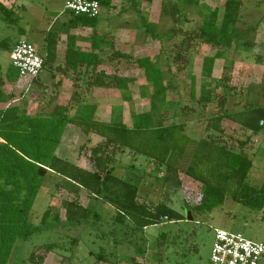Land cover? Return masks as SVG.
Returning <instances> with one entry per match:
<instances>
[{
	"label": "rangeland",
	"instance_id": "374dc122",
	"mask_svg": "<svg viewBox=\"0 0 264 264\" xmlns=\"http://www.w3.org/2000/svg\"><path fill=\"white\" fill-rule=\"evenodd\" d=\"M2 2V0H0ZM198 7L187 6L179 3V0H153L150 4L142 3L140 15L144 16L148 23L152 24L157 34L162 38L161 43L151 40L143 35L141 21L135 10H131L129 2L114 0L116 10L123 14L124 23L113 24L110 19L111 12L108 8H102L99 16L97 30L103 33L106 40L102 47L130 55L133 59L149 57L156 61L163 72L164 81L171 82L172 88L167 92V103L165 105L163 124L179 123L184 125L183 134L192 145L199 139H206L205 126L207 118L212 110L197 104L196 101L205 94H214L215 81H228L222 84L219 90L229 93L230 97L226 105L227 111L234 112L249 106H264V63L256 61V53L264 50V0H239L242 3L240 9V20L236 27L235 38L241 41L250 40L255 43L254 50H247L244 47L232 48L228 52H222L224 59H217L212 70V80L204 81L201 77V63L204 56H213L217 51L204 44L196 43L192 50L186 55L187 66L181 73L177 71V65L173 63V56L177 52L176 45L182 39V34L177 35L174 29L180 28L183 31L196 29L209 10L217 9L221 12L225 0H200ZM8 8H12L14 16L19 17L17 25L9 26L0 19V42L6 40L7 48L0 46V76L7 72L12 76L16 75V69L11 65L10 54L12 47L19 40H26L32 43L42 56L44 48V34L47 31L60 33L59 45L63 48L66 44V36L70 35V28L67 19L70 14L63 10L64 0H5ZM177 7L176 20L167 14L173 7ZM126 8V9H125ZM166 9V12L164 10ZM65 11V12H64ZM117 20V19H116ZM259 32L255 39V28ZM82 38L81 47L89 49L92 40L93 30L78 29ZM65 39V40H64ZM112 45V46H111ZM131 46V47H129ZM162 46V51L160 48ZM60 48V49H61ZM226 53V54H225ZM167 68L170 70L168 71ZM104 72V76L110 77L115 72L122 77H133L134 82L129 85L124 93L130 101H125L124 112L127 125L131 124L129 115L142 113L149 110V98L152 93L151 86L145 81L143 73L134 62L123 59L115 61L111 66H100L93 76H85L84 84L77 86L79 92L73 95L72 83L64 82L61 78V86L54 87V82L47 71L42 70L41 76L44 80L45 89L39 87L35 80L21 81L20 83L7 84L2 89L5 95V102L0 103V110L10 107H17L20 111H26L31 116L47 115L56 104L67 106L70 114L74 113L77 106L83 103L95 102L104 111L96 115V119L108 121L109 107L122 105L121 92L112 88H99L91 86L96 74ZM67 79V78H65ZM109 80V78H107ZM111 79V78H110ZM40 82V78L38 79ZM41 83V82H40ZM43 83H41L43 85ZM218 84V83H217ZM194 90L195 99L191 98L190 91ZM74 96L78 98L74 99ZM213 105H211L212 107ZM194 107V111L191 108ZM116 119H118L116 117ZM224 135L222 140L231 147H236L237 141H244L248 136L252 140L243 148L245 155L251 159L253 166L248 174L249 185L259 188L264 180V134L260 133L255 137L251 133L241 129L237 124L224 120L222 124ZM1 128V127H0ZM65 130V128H64ZM64 134H61V142L56 149L59 157L71 156L80 166L88 167V149L94 145L91 136L85 137L76 128L68 127ZM218 138V137H217ZM194 141V142H193ZM211 154L214 161L218 158V148L224 144H216ZM83 147V148H82ZM214 153V154H213ZM132 157L130 153L122 151L118 158L119 162L114 170L115 176L124 177L127 166H133L125 181L138 183L144 180L139 190L138 201L146 204L149 208L160 202H166L167 206L184 217L182 221L164 222L157 227H149L141 234L143 239L137 240V248L144 250V264H208L210 252L214 241V229L219 228L232 233H242L247 239L253 242H264V210L253 211L236 202L227 193L223 203L210 212L192 210V207L200 202L203 186L187 177L183 172L180 175V188L171 189L165 198V187L158 178L163 177L165 172H154V168L143 155L136 154ZM122 156V157H121ZM134 158V160H133ZM121 159V160H120ZM136 161V162H135ZM184 167V166H183ZM197 173H202L201 167H194ZM147 173V176L145 174ZM149 174V175H148ZM145 176V177H143ZM60 178L56 175H47L40 193L34 201L33 211L37 214L31 218L32 223H38L40 211L44 210L45 200L48 196L50 207L54 213L59 215L60 223L51 227L52 221L44 226L41 232H35L25 242H21L11 251L6 264H32L28 261L29 254L34 250L39 256H44L43 264H116L112 253L119 251L121 247L113 246L114 242L127 243L129 233L125 226L113 223L116 215L109 204L102 201L89 199L85 191L73 192L72 187L64 182L58 186ZM60 183V182H59ZM75 200L82 207L90 205L91 211H96L100 216L97 222H90L86 227L83 225L72 226L65 222V203ZM47 201V202H48ZM43 209V210H42ZM190 213L192 221L187 220V213ZM38 215V216H37ZM106 235L102 237V235ZM163 234L161 242L158 235ZM78 239L77 245L73 246L70 239ZM53 244L55 248L46 253L44 246ZM123 244V245H125ZM128 244V243H127ZM122 245V246H123ZM135 245V246H136ZM134 246V245H133ZM128 247L130 256H138L137 248ZM105 252L107 260H99L96 254ZM112 254V255H110ZM142 255V258H143ZM264 264V262H263Z\"/></svg>",
	"mask_w": 264,
	"mask_h": 264
},
{
	"label": "trees",
	"instance_id": "16d2710c",
	"mask_svg": "<svg viewBox=\"0 0 264 264\" xmlns=\"http://www.w3.org/2000/svg\"><path fill=\"white\" fill-rule=\"evenodd\" d=\"M88 1H97L101 9L112 7V0ZM152 2L153 0H130L129 7L139 15L145 38L161 43L162 38L157 34L155 27L148 23L139 11L141 3ZM179 3L198 7L201 1L179 0ZM241 6L239 0H225L221 12L219 13L217 9L209 10L196 29L190 31L174 29L177 35L182 34V39L176 45L177 52L172 59L179 73L185 70L186 55L196 43L208 45L217 51L213 56L202 58V88L204 81H213L211 76L214 62L217 59H224L223 51L228 52L232 48L240 47L251 51L256 48V43L253 41L247 39L241 41L235 38ZM164 10L166 12L165 8ZM177 10L175 6L167 14L176 20ZM0 19L9 26L17 25L20 21L19 17L14 16L13 9L5 6L1 1ZM98 19L99 17L70 14L67 23L70 29H90L93 30V35L87 51L76 45L73 35H67L62 64L57 63L60 35L58 32L47 31L44 34L41 56L43 70L49 73L52 80L57 76H63L77 83L89 74V77H92V72L100 66H111L121 59L134 62L152 88L149 110L131 115V127L115 121L110 123L96 121L94 116L97 105L93 103L77 106L72 115L67 106L58 104L49 114L42 116H29L26 111H20L17 107L0 110V140L3 141L0 142V264H6L13 247L16 248L19 243L27 241L35 232H41L49 220L52 221L51 227L60 223L59 215L54 213L48 204L51 198L49 196L48 200H45L44 210L42 209V213L40 211L39 222L36 224L31 222V218L37 214L33 211L34 201L42 193V185L47 175L58 176L60 178V183L57 182L58 186H62L61 183L64 182L72 187L73 192L85 191L89 199L112 206L116 213L113 223L127 228L131 238L127 243L133 248L136 245L135 241H142L141 234L146 228L164 222L184 220L183 216L167 206V201L160 202L152 208L139 202L138 183L125 181L123 177L114 175L119 162L118 155L123 150H127L132 157L137 156L136 154L146 157L148 162L154 165L157 178L159 173L165 172L163 177L158 178L165 187L164 199L169 198L171 189L173 191L180 188L179 178L183 172L203 186L200 202L193 206L192 210L210 212L223 203L227 193H231L234 202L250 210L261 211L264 208V180L259 188L247 182L253 163L245 155L243 148L248 145L252 137L248 136L244 141H237L236 147H231L222 140L224 120L237 124L252 136L264 131V106H249L234 112L227 111L226 105L230 95L221 92L219 88L228 81H215L214 94L206 90L205 94L196 101V105L203 104V107L212 110L205 126L208 140L199 139L193 141L192 145L188 144L183 134V124H163L162 114L167 103V92L171 90L172 84L165 83L163 72L157 62L149 57L133 59L130 55L116 51L112 47L104 49L102 44L106 41L105 35L97 30ZM0 46L7 48L6 40H2ZM256 54V61L260 64L264 63V50ZM59 77L54 82L56 88L61 86L62 81ZM38 79L39 76L34 79L35 82L45 89L44 84L42 85ZM18 80V72L14 76L9 72L3 77L0 76V103L5 102L2 88ZM134 81L133 77H122L117 72L106 77L104 72L100 71L89 83L99 88H114L124 94ZM190 94L191 98L195 99L193 89ZM122 99L130 101L126 96ZM191 111H194V107ZM66 125L78 128L87 138L93 135L101 139L88 149L87 168L56 155L55 151L60 145V137ZM216 144H224L218 148L219 156L215 158L218 163L211 154ZM196 166L203 169L202 173L195 171ZM132 168L131 165L128 170ZM91 209L95 210L90 205L82 207L75 200L66 202L64 207L66 224L86 227L91 221L97 222L100 216ZM104 236L106 235L103 234L102 237ZM162 237L163 234L158 235L160 242ZM70 242L75 246L78 239L71 238ZM54 248L55 245L49 244L44 246V251L49 253ZM34 250L29 254L28 261L32 264H43L44 256H39ZM143 252L141 247L136 249L138 256H142ZM96 256L99 260H107L105 252H100ZM130 264L142 263L133 257Z\"/></svg>",
	"mask_w": 264,
	"mask_h": 264
},
{
	"label": "built area",
	"instance_id": "2783aa9c",
	"mask_svg": "<svg viewBox=\"0 0 264 264\" xmlns=\"http://www.w3.org/2000/svg\"><path fill=\"white\" fill-rule=\"evenodd\" d=\"M64 10L73 15L100 16L101 6L97 1L65 0ZM11 65L18 72L20 80L32 81L43 70V59L38 49L26 40L14 44L10 54ZM264 242H253L242 233L214 230V241L208 264H262Z\"/></svg>",
	"mask_w": 264,
	"mask_h": 264
},
{
	"label": "crops",
	"instance_id": "0c3cea01",
	"mask_svg": "<svg viewBox=\"0 0 264 264\" xmlns=\"http://www.w3.org/2000/svg\"><path fill=\"white\" fill-rule=\"evenodd\" d=\"M130 0H122V2H129ZM2 2H5V0H2ZM64 2H65V0H64ZM5 6H7L5 3H3ZM129 6V5H128ZM142 6V3L140 4V7ZM126 9V8H125ZM140 9V8H139ZM63 10H64V3H63ZM110 10V12H111V17H110V19L112 20V23L113 24H120V23H124V25L126 26V23H125V19L124 18H122V15L123 14H125V13H127L128 11H129V9H127L128 11H126L125 10V12L123 13V14H120V12L119 11H117L116 10V7H115V3H114V0H112V7L109 9ZM65 12V11H64ZM117 19V20H116ZM240 20V19H239ZM68 21H69V19H67V23H68ZM239 23V22H238ZM238 26V25H237ZM255 28V27H254ZM262 28H264V27H262ZM78 29H80V28H76V29H70V35H73L74 37H75V40H76V45L79 47V48H81V49H83V50H85V51H87V49H84V48H82L81 47V40H82V38L79 36V34H78ZM253 33H255V39L258 37V34H259V32L257 31V29L255 28V32L253 31ZM59 35H61L60 33H59ZM63 39H61V41H62ZM65 40V39H64ZM145 40H147V38H144V41ZM60 41V42H61ZM255 43H256V41H255ZM65 47H66V44H65V46L63 47V48H61L60 46H58V49H57V63H59V64H62L63 63V57H64V50H65ZM129 47H131V46H129ZM61 48V49H60ZM43 53V52H42ZM40 78V82L41 83H43L44 82V80L42 79V77L40 76L39 77ZM51 78V77H50ZM65 78H67V79H65ZM65 78H63L62 79V83L64 84V82L66 81V82H71L72 83V91L71 92H73V95L74 94H76V93H78L79 92V89L77 88V86L76 85H78V86H82V84H84V81L83 80H80L79 82H77V83H73L72 82V80L70 79V78H68V77H65ZM23 82V81H25V80H18L16 83H20V82ZM53 82H55V79L54 80H52ZM61 83V84H62ZM15 84V83H14ZM44 84V83H43ZM63 84H62V86H63ZM6 86V85H5ZM8 86V85H7ZM44 86H46V85H44ZM4 88V87H3ZM2 88V89H3ZM119 91V90H118ZM119 92H121V91H119ZM122 93V92H121ZM3 97H5V95L3 94L2 95ZM121 96H123V97H125V95L123 94V95H121ZM74 99H77L78 100V98L77 97H75L74 96ZM121 99H122V97H121ZM122 105H118V106H114V107H109V108H107V109H109V119H108V121H101V120H99V119H96L95 117H96V115L99 113V112H101V111H104L105 110V107H101V106H99V104L97 105V108H96V112H95V116H94V119L96 120V121H98V122H100V123H110V122H112V121H115V122H120V123H122V124H124V125H126L127 127H131L132 126V122H131V124L130 125H127V123L125 122V121H123V120H125V112H124V106H123V104L125 105V101L122 99ZM4 103V102H3ZM90 103H93V104H95V102H90ZM59 105V104H58ZM61 105V104H60ZM104 109V110H103ZM75 111V110H74ZM29 115V114H28ZM29 116H31V115H29ZM116 117L118 118V119H116ZM129 117H130V119L129 120H131V115H129ZM123 119V120H122ZM222 124H223V122H222ZM72 125H66L65 126V130L64 131H66V129H68V127H71ZM73 128H76V127H74V126H72ZM76 130H77V132L79 131V129L78 128H76ZM65 132H63V134H64ZM80 133V132H79ZM260 133H263L264 134V131H262V132H260ZM259 135V134H258ZM255 137V136H254ZM62 139V138H61ZM101 139L98 137V136H91V142H94V145L95 144H97L99 141H100ZM252 140V139H251ZM253 141V140H252ZM0 142H3L2 140H0ZM60 142H61V140H60ZM122 157V156H121ZM62 158H68L72 163H75V164H77V165H79L77 162H75L74 160H73V158H71V156H68V157H62ZM121 160V159H120ZM134 160V159H133ZM136 162V161H135ZM119 164L120 165H123L122 163H120V161H119ZM150 166H152V168H155L154 167V165L152 164V163H150ZM128 167L129 166H127L126 165V171H125V176H126V179H128V177H131L132 176V174L130 175V176H128V174L126 173L127 172V170H128ZM129 171V170H128ZM149 175V174H148ZM181 175V174H180ZM125 176L123 177V179H125ZM145 176H147V173L145 174ZM145 176H143V177H145ZM179 179H181V178H179ZM143 182H144V180L142 179V178H140L139 180H138V188H139V190L141 189V185L143 184ZM93 200V199H92ZM111 208H112V206H110ZM113 209V208H112ZM114 210V209H113ZM262 210H264V208L262 209ZM113 221V220H112ZM153 227H157V225L156 226H153ZM148 228H146L144 231H146ZM217 229V228H216ZM215 230V229H214ZM123 244H125V243H123ZM121 242H114L112 245L113 246H119V247H121V249L119 250V251H115L114 253H112L113 254V256L115 257V260H116V264H130V262H131V259L134 257V256H130V254H129V252H131L130 251V249L128 248V247H131L130 245H128L127 243L125 244V245H123ZM123 245V246H122ZM132 248V247H131ZM112 254H110V255H112ZM136 259H137V261H139L140 263H142V264H144V255H143V258H142V256H136ZM103 261H106V260H103ZM264 262V261H263ZM106 264H108L107 262H105ZM110 264V263H109ZM263 264V263H262Z\"/></svg>",
	"mask_w": 264,
	"mask_h": 264
},
{
	"label": "water",
	"instance_id": "95a60500",
	"mask_svg": "<svg viewBox=\"0 0 264 264\" xmlns=\"http://www.w3.org/2000/svg\"><path fill=\"white\" fill-rule=\"evenodd\" d=\"M187 220L188 221H192L193 220L189 212L187 213Z\"/></svg>",
	"mask_w": 264,
	"mask_h": 264
}]
</instances>
